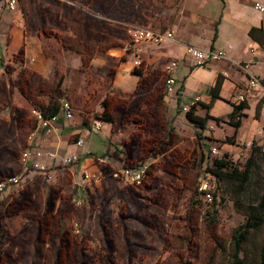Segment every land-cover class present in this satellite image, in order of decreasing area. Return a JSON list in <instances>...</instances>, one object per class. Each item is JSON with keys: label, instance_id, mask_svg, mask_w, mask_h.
Here are the masks:
<instances>
[{"label": "rangeland", "instance_id": "374dc122", "mask_svg": "<svg viewBox=\"0 0 264 264\" xmlns=\"http://www.w3.org/2000/svg\"><path fill=\"white\" fill-rule=\"evenodd\" d=\"M61 1H63L60 5L62 17L60 16L58 20L69 25L67 31L61 30L56 24L58 8L52 1L19 0L18 7L13 12L26 17L28 30L35 28L37 31L45 30L47 33L69 32L71 37H67V41L72 46L85 48L86 57L97 56L102 59L107 55L106 49L112 46L113 42H119L120 37L126 41L124 21H148L166 28L164 23L167 17H174L175 13L186 6L192 18L196 17L198 22L206 24L219 12L221 6L220 0H80L82 3L80 8L78 7L80 12L75 13L71 12L67 5L78 4L79 0ZM254 4L255 1L250 3L251 7L249 6L248 9H256ZM134 9H137V13L129 16L128 12ZM41 15L47 18L46 22L40 23ZM85 22L88 25L84 26ZM80 37L85 38V42L81 41ZM67 48L60 51L51 44L45 46L44 52L54 55L55 58V66L51 67V70L54 68L57 71L59 65L61 68L65 65L62 52L66 58L68 57L67 59L74 57L73 49ZM92 65L93 63L85 73L83 84L90 100L85 101L83 105L82 94L78 93L75 95L77 103L79 107L84 106L81 109L87 113L90 110L87 115L88 121L92 122L99 113V110L96 112L94 109L96 104L101 102L103 105L105 100L110 110L116 113L115 116L117 115L112 129L121 134L111 139L107 127L108 120L100 118V128L90 132L85 141L90 154L95 157L108 155L107 159L100 163L105 171L111 169L121 171L125 163L129 166L146 163L148 171L139 184L124 181L128 187L131 186L142 193L138 199L128 196L132 201L136 200L134 204L129 198V200L123 198L124 212L131 215L125 219L126 221H122L116 215L115 200L107 202L111 193L115 189H120L116 179H113L115 176L108 172L106 176L102 175L99 182L94 183L90 190H87L84 204L76 206L75 213L65 220L67 226H70L75 219L81 222L80 229L82 233L84 232L85 242L88 244L86 251L88 264H231L233 228L246 219V213L242 209L246 210L249 203H256L263 191L264 113L259 112L261 95L247 97L250 105L243 108L246 112L242 114V121L238 126L229 122V112L226 113L224 108V105L228 104L224 100L213 108L212 104L208 107L197 105L196 113L201 115L206 112L212 113H209L205 125L200 126L187 117L185 113L187 109L182 108L185 104L178 100L177 93L165 89L167 93H171V101L162 98L167 94L163 86L164 78L159 79L152 90L147 89L149 86L147 78L141 79L140 84L124 95L120 101V99L115 100L116 97L113 95L103 96V89L111 86L109 84L111 73L105 78L103 75L100 77L99 72L92 69ZM106 66L109 67V63L105 62L101 65L103 68H107ZM72 76L71 85L77 80L76 70L73 71ZM1 79H7L2 67L0 180L6 174L17 172L19 165L23 163L21 152L27 147L25 139L28 133V127L21 123L20 114L24 113H20V109L3 105ZM101 97L102 101H100ZM231 98L225 100L231 104L240 102L236 99V92ZM188 102L189 99L186 107L190 106ZM216 117L219 119L217 120ZM110 144L113 145L107 151ZM252 145L258 147L259 155L256 164L251 168L249 179L242 188L238 186V179L229 178L225 174H220V177L215 176L207 170L213 158L220 156L225 157L230 164L243 167ZM61 153H74V151L65 150ZM224 171L229 169L225 167L221 173ZM67 174L68 172L62 169L58 175L65 177V184H67ZM203 177L209 180L213 189L211 201L197 192ZM35 179V177L31 178L26 186H34ZM19 195L18 193L13 198ZM192 196L196 200H192ZM3 201H6V198H0V213ZM101 210L104 213L101 220L103 225L97 219V212ZM212 213L214 218L211 221ZM3 216L1 213V217ZM24 220L23 216L7 219L6 226L15 230L24 223ZM31 232L33 227L28 225V239L32 236ZM105 235L113 243L112 253L107 248L106 250L102 248L105 245L103 240ZM263 238L264 225L248 232L241 243V256L245 264L257 263ZM216 242L219 243L218 247L215 245ZM142 245H148V249H145L147 255ZM26 256L15 255L16 259L20 257L18 264H30ZM34 264H51L49 251L37 254Z\"/></svg>", "mask_w": 264, "mask_h": 264}, {"label": "crops", "instance_id": "0c3cea01", "mask_svg": "<svg viewBox=\"0 0 264 264\" xmlns=\"http://www.w3.org/2000/svg\"><path fill=\"white\" fill-rule=\"evenodd\" d=\"M49 1L57 4L55 5L58 8L56 11L58 15L56 16V24L60 26L61 30L67 31L69 25L67 26L65 22L58 20L61 16L60 5L63 1ZM220 1L219 12L212 17L210 16L211 20L207 19L209 22H206V24H201L200 21L199 23L195 19L196 17L192 18L186 6H183L178 13H175L174 17L164 19L166 28L148 21L129 20V22L146 27L161 30L173 29L174 38L160 44L135 43L130 49L128 48V38L124 41L120 37V40L118 39L119 42L115 41L112 46H108L109 48L106 49L107 55L103 59L97 56L86 57L85 48L72 46L67 41V37H71L69 32L66 34L65 31V35L62 32L47 33L45 30L37 31L35 28L28 30L24 15L15 13L13 12L14 10L3 8L0 12V62L2 72L7 75V79H1V90L3 91V99L1 101H3V105L6 104L12 108L20 109V113H24L20 114L21 123L26 128L28 127L25 142L26 146L32 151V156L28 162L20 164L18 171L14 172L19 174L23 187H15L13 184H9L0 191V198H6V201L2 202L1 213L7 217L6 209L10 202L20 204L21 209L16 212V215L20 214L21 216L23 215L22 213L27 212L40 214L46 209L48 215H54L55 230L58 228L69 230L73 222L70 226H67L65 225V220L75 213L76 206L84 204V196H87V190H90L94 183L99 182V180L89 184L84 182L83 172L87 169L95 168V155L90 154L91 152L85 141L90 132L94 130L92 129L93 122L99 120L101 123V117L98 115L104 105L101 102L96 104L94 109L95 111L99 110V113L92 122H89L87 114H89L90 110L87 113L84 109H81L84 106L79 107L75 96L78 93L82 94L83 105L85 101L90 100L83 84L85 73L92 63V69L99 72L98 76L102 77L103 75V78H105L106 75L108 76L111 73L109 79L111 86L103 89V96L113 95L116 97L115 100L120 99V101L124 95L137 87L143 78H147V83H149V86H147L148 90H152L153 85L159 79L164 78L163 86L165 91V82L168 74L167 66H170L169 74L175 77L176 85L178 86L173 93H177L178 100L181 103L186 105L189 99L188 103L191 104L198 97L196 101L205 103L211 101L213 108L224 100L228 104L224 105L226 113L232 110L233 103L231 104L225 99H232L231 95L246 83L245 71L237 66V61L246 62L247 69L260 77L264 84V47L249 33L251 27L262 26L261 13L254 8L253 10L248 9L250 3L256 0ZM33 2H36V0H33ZM77 3L67 5L71 12H80L79 8L82 3L80 0ZM101 5L102 2L100 3ZM136 13L137 9H134L128 12V15L132 16ZM39 19L40 23L47 21V18L43 15ZM91 22L93 23L94 21ZM85 25L88 24L85 22ZM203 28L205 31H203ZM85 40V38H81V41L85 42ZM50 44L60 51H64L68 47L75 52L74 57L70 59H67L68 57L66 58V55L62 52L65 65L62 68L59 65L57 71L54 68L51 70V67L55 66L54 55L44 52L45 46ZM187 44L205 48L210 47L216 50L224 49L225 58L197 65L194 56L186 50ZM66 52L69 55L68 50ZM136 54L141 58L139 64L133 62ZM108 56H110V59H108ZM173 61L174 63L172 64ZM105 62L109 63V67H107L108 65L106 66L107 68L101 67ZM75 70L77 80L71 85V78H73L72 75ZM225 71L226 74L224 73ZM217 77L221 79L218 96L211 100L209 88L214 84ZM170 94L167 93L162 98L168 99V102H170L172 97ZM250 95H261L259 112L264 113V87L250 89L247 97ZM102 97L100 101H102ZM62 99L69 100L73 105V116L70 118L66 117L60 109L59 103ZM50 100L53 102L51 103L52 107H57L58 119L54 122L52 130L45 131L36 125V120L30 110L34 106L47 109L46 106ZM246 102L249 106L247 99ZM197 105L201 106L196 102V108L198 107ZM245 112L243 110V114ZM113 114L115 115L116 113L113 112ZM241 121L240 117V123ZM115 123L113 124L109 120L107 123L111 139H114L115 136L119 137L121 134V132H116L112 129ZM78 136L83 137L82 144L75 142ZM112 145L108 146L107 151ZM49 150L56 151L58 155H63L61 152L65 150H72L75 153L79 151L77 153L79 160L77 163L63 168L58 164V156L56 158L48 156L47 151ZM33 162L46 164L47 168L52 172V176L47 178L42 171L32 168L31 164ZM62 169L68 172L67 184H65L64 176H58ZM33 177L36 178V184L34 186H26L27 182ZM116 182L120 189H115L111 193L108 203L115 200L118 209L122 205L123 198H126V200L130 199L128 196L132 199L134 197L140 198L142 193H139L138 189L136 191L133 187H128L123 179H118ZM125 185L127 187L122 189ZM18 193L20 195L13 198ZM77 200H80L81 203H77ZM132 202L134 204L136 200ZM97 213L98 222L101 223L104 213L102 210ZM75 221L82 227L80 221L77 219Z\"/></svg>", "mask_w": 264, "mask_h": 264}, {"label": "built area", "instance_id": "2783aa9c", "mask_svg": "<svg viewBox=\"0 0 264 264\" xmlns=\"http://www.w3.org/2000/svg\"><path fill=\"white\" fill-rule=\"evenodd\" d=\"M19 0H2L0 3V12L3 8H8L10 10H14L18 7ZM257 11H259L262 15V25L264 26V0H256L254 4ZM124 28L126 30L127 38H128V48L132 49V46L135 43L140 42H148L154 44H160L166 42L168 40H172L174 38V30L173 29H156L152 27H146L142 25H138L129 21L123 22ZM187 52L194 56L195 63L197 65L205 64L211 60H217L225 58V51L224 49H213L210 47H199L193 44H187L186 48ZM133 62L135 64H139L141 62V58L138 54L135 55ZM174 61L172 62V64ZM237 66L240 67L242 70L245 71L246 74V83L244 86H241L236 91V99L239 101H243L247 99V95L250 89H255L257 87H264L262 80L252 71L247 69V63L243 61H237ZM168 71L166 82H165V89L168 92H175L177 90V82L174 76L169 74L170 66L166 67ZM1 72V66H0ZM226 74V71L224 72ZM198 97L192 102H196ZM60 109L64 113L66 117L73 116V105L67 99H62L59 103ZM182 108L187 109L186 105H182ZM31 114L34 116L36 120V125L38 127L43 128L45 131H50L54 128V122L58 119V112H49L46 111L44 108L34 106L31 108ZM101 123L99 120H96L92 124V129L100 128ZM77 144H82L83 137L78 136L75 139ZM48 156L51 158H56L58 156L59 159V166L66 168L78 162L79 156L77 153H66L63 155H58L56 151L49 150L47 151ZM32 156V151L27 146L21 152V161L22 164L28 162V160ZM108 155L105 154L103 156L95 157V168L94 169H87L83 172L84 182L85 184H89L101 179L102 175L106 176V173L112 174L116 178H121L123 181L128 183H139L146 170L148 165L146 163H140L135 166H122L121 171L119 170H108L105 171L101 166L100 163L107 159ZM31 167L42 171L44 176L50 178L52 176V172L47 168L46 164L41 162H33ZM13 184L15 187H21L23 184L21 182L20 176L18 173H12L0 180V191H2L7 185ZM198 190L200 193L203 194L204 198L211 201L213 199V189L209 180L206 177H203L198 185ZM77 203L80 200L76 201Z\"/></svg>", "mask_w": 264, "mask_h": 264}, {"label": "flooded vegetation", "instance_id": "af4514ba", "mask_svg": "<svg viewBox=\"0 0 264 264\" xmlns=\"http://www.w3.org/2000/svg\"><path fill=\"white\" fill-rule=\"evenodd\" d=\"M122 206L117 209L116 214L119 219L124 221L131 215L125 214ZM20 209V204L10 202L6 209L7 217L4 216L3 220L1 217L0 264L7 262L18 264L20 257L16 259L15 255L22 254L27 255L26 257L29 259L30 264H34L36 255L43 254L45 251H49L51 264H88L86 260L88 244L85 242L84 232H81L82 229H80L81 227L77 221H73L69 230L59 228L55 230L56 222L54 221V215H48L45 209L40 214L22 213V216L26 220L21 227L15 230L7 228V219L22 217L20 214L16 215V212ZM28 225L34 227L33 232H31L32 236L29 239ZM101 225H103L102 222ZM152 226L155 227L154 225ZM103 238L105 245L102 248L104 250L107 248L112 253V249H114L112 241L106 235ZM163 239L165 238L163 237ZM126 243L128 242L126 241ZM142 247L144 248L145 255H147L145 249H148V245H142ZM70 255L74 256L71 257Z\"/></svg>", "mask_w": 264, "mask_h": 264}, {"label": "trees", "instance_id": "16d2710c", "mask_svg": "<svg viewBox=\"0 0 264 264\" xmlns=\"http://www.w3.org/2000/svg\"><path fill=\"white\" fill-rule=\"evenodd\" d=\"M249 33L264 47L263 25L260 27H256V26L251 27ZM220 82L221 79L217 77L214 84L210 86L209 92L211 94V100H213L215 97L218 96ZM103 102H104L103 103L104 107L98 116L101 118H105L114 124L116 121L115 115L113 114L112 110H110V108L108 107L107 102L105 100ZM196 102H198L203 107H208L211 104L210 103L211 101L209 103H205L202 101H196ZM196 102L191 103L190 106L185 111V113L187 117L190 120L194 121L196 125L198 124L200 126H204L206 119L210 116V114L208 112H206L204 115L196 113L195 111ZM51 103H53L52 100H50V102L46 106L47 109L45 110L49 112H56L57 107L56 106L52 107ZM246 106H247L246 100L240 101L239 103H233L232 110L229 112V122L235 126H238L240 124V117L243 114V108ZM216 118L217 120L219 119V117ZM262 154L264 155V149L262 150ZM258 155H259L258 147L252 145L251 152L248 155L243 167H238L236 164H230L225 157L220 156L213 158L211 165L207 166V170L212 174H214L215 176L220 177V174L221 175L225 174L229 178L238 179L239 180L238 186L242 188L244 183L249 179L251 168L256 164ZM124 165L129 166L126 165V163ZM225 167H227L229 171H224V173H221V170ZM147 171H148V167L144 176L147 174ZM144 176L142 180L144 179ZM113 179L116 178L114 177ZM262 180H263V191L258 201L256 203H249L246 210L242 209L246 213V219L233 228L232 242H231L232 249L230 251L231 264H245L244 258L243 256H241V243L247 237V234L251 229H254L260 225H264V174L262 175ZM192 200H196L194 199V196H192ZM213 218H214V214L212 213L210 220L212 221ZM211 235L214 241H216L215 235L213 233ZM215 245H217L216 247H218L219 243L216 242ZM256 264H264V238L260 244L259 259Z\"/></svg>", "mask_w": 264, "mask_h": 264}]
</instances>
